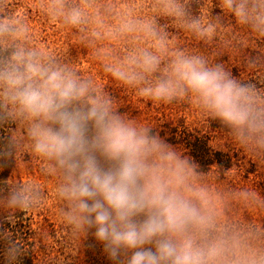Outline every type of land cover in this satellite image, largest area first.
<instances>
[{
  "label": "clouds",
  "instance_id": "clouds-1",
  "mask_svg": "<svg viewBox=\"0 0 264 264\" xmlns=\"http://www.w3.org/2000/svg\"><path fill=\"white\" fill-rule=\"evenodd\" d=\"M48 0L46 15L78 30L103 70L156 103L189 101L232 140L264 159V88L233 75L220 60L172 41L170 27L204 43L239 51L225 14L264 41V0ZM264 70V55L249 57ZM0 161L27 148L56 177L58 217L71 236L91 234L111 264H264V229L234 218V205L264 207L257 192L221 188L154 128L129 118L114 98L71 63L35 43L25 20L0 0ZM19 126L23 135L14 134ZM32 182L4 186L0 213L42 206ZM5 264L24 248L0 226Z\"/></svg>",
  "mask_w": 264,
  "mask_h": 264
},
{
  "label": "rangeland",
  "instance_id": "rangeland-1",
  "mask_svg": "<svg viewBox=\"0 0 264 264\" xmlns=\"http://www.w3.org/2000/svg\"><path fill=\"white\" fill-rule=\"evenodd\" d=\"M14 13L28 24L35 43L62 61L71 63L85 76H91L100 90L114 98V106L129 118L146 123L154 128L167 142L181 149L189 156L212 183L221 188H248L257 192L264 202V159H257L241 149L231 138L227 129L204 115L185 100L173 104L156 103L136 94L135 91L119 84L103 70L102 61L97 59L92 45L85 44L78 30L65 28L46 15L44 5L48 0H7ZM121 7L131 4H147L149 0H113ZM213 14H221L215 8V0H207ZM198 7V0L194 8ZM225 32L243 36V47L230 51L216 42L204 43L190 34L170 27L172 41L190 50L220 60L233 75L257 83L264 88V70H251L249 57L264 55V41L245 35L240 26L225 14ZM14 134L23 135L19 126H13ZM12 131V129H11ZM47 164L25 148L13 158L8 176L0 181V192L4 186L32 182L44 193L42 206L35 210H20L13 214L10 222L0 213V223L19 222L28 231L19 244L30 247L34 264H89L87 261V240L70 235L58 217L62 202L55 194L56 177L46 171ZM234 218L250 222L264 229V207L234 205ZM91 236V234H90ZM97 260L105 257L102 246L92 237ZM109 262L108 258H105ZM103 262V260H102ZM102 264V263H100Z\"/></svg>",
  "mask_w": 264,
  "mask_h": 264
},
{
  "label": "trees",
  "instance_id": "trees-1",
  "mask_svg": "<svg viewBox=\"0 0 264 264\" xmlns=\"http://www.w3.org/2000/svg\"><path fill=\"white\" fill-rule=\"evenodd\" d=\"M11 129H9L7 126H0V137L7 135ZM13 161L4 162L0 161V181H3L6 176H8L9 171L12 168ZM0 226H2L8 235L14 236L15 242L19 244V241L21 239V242L23 241L24 234L26 231H28L27 225L22 226L19 222H13V223H0ZM93 239L92 236L89 234V240H87V261L89 264H111V262L106 261V255L105 257H102L100 261L97 260V254L94 252L93 245H92ZM25 254L19 257V264H34L33 254L30 250V247L24 248ZM103 260V262H102ZM0 264H5L4 258H3V252L2 249H0Z\"/></svg>",
  "mask_w": 264,
  "mask_h": 264
}]
</instances>
